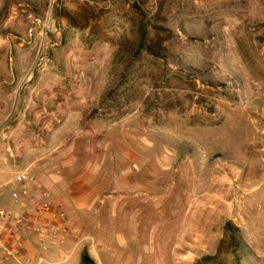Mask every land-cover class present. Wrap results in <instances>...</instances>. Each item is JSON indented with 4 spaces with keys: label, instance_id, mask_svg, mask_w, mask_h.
Here are the masks:
<instances>
[{
    "label": "rangeland",
    "instance_id": "obj_1",
    "mask_svg": "<svg viewBox=\"0 0 264 264\" xmlns=\"http://www.w3.org/2000/svg\"><path fill=\"white\" fill-rule=\"evenodd\" d=\"M6 39L79 42L96 90L97 132L74 168L93 206L61 201L68 264L110 260L129 199L145 201L137 227L156 231L160 264H264V0H0Z\"/></svg>",
    "mask_w": 264,
    "mask_h": 264
},
{
    "label": "crops",
    "instance_id": "obj_2",
    "mask_svg": "<svg viewBox=\"0 0 264 264\" xmlns=\"http://www.w3.org/2000/svg\"><path fill=\"white\" fill-rule=\"evenodd\" d=\"M83 76L79 42L41 46L34 41L0 40V161L13 160L15 173L26 170L33 175L32 193L38 188L48 189L55 196L60 193L61 201L72 202L76 208H91L93 203L80 202L92 183L85 181L86 175L74 172L78 164L76 147L94 139L98 122L96 114H91L97 108L96 90L84 85ZM4 132L6 136H2ZM1 166L0 182L10 180L15 173H7ZM129 174L122 175L126 176L122 179L127 185L124 192H131ZM124 192L121 195H128ZM141 194L143 188L137 187L134 196ZM144 204L139 199L120 201L126 213L120 218L128 223L129 231L118 243L119 248L115 249L113 243L108 248L110 260L98 258L96 264H160L152 258L163 253L153 246L156 231L145 235L137 227L145 216ZM0 205L7 206V197ZM110 214L111 219L116 218L115 213Z\"/></svg>",
    "mask_w": 264,
    "mask_h": 264
},
{
    "label": "built area",
    "instance_id": "obj_3",
    "mask_svg": "<svg viewBox=\"0 0 264 264\" xmlns=\"http://www.w3.org/2000/svg\"><path fill=\"white\" fill-rule=\"evenodd\" d=\"M33 186L35 178L26 170L0 182V202L7 197V206L0 207V264H49L50 254L52 264H68L71 254L65 247L75 231L63 204L48 189L32 193Z\"/></svg>",
    "mask_w": 264,
    "mask_h": 264
},
{
    "label": "trees",
    "instance_id": "obj_4",
    "mask_svg": "<svg viewBox=\"0 0 264 264\" xmlns=\"http://www.w3.org/2000/svg\"><path fill=\"white\" fill-rule=\"evenodd\" d=\"M81 261H82L83 264H92V262L89 261V260L87 259V257H85V256L82 257Z\"/></svg>",
    "mask_w": 264,
    "mask_h": 264
}]
</instances>
